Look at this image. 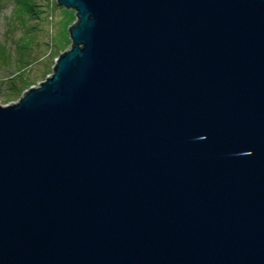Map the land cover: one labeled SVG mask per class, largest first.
Returning <instances> with one entry per match:
<instances>
[{
	"label": "water",
	"instance_id": "1",
	"mask_svg": "<svg viewBox=\"0 0 264 264\" xmlns=\"http://www.w3.org/2000/svg\"><path fill=\"white\" fill-rule=\"evenodd\" d=\"M50 76L0 105V264H264V0H56Z\"/></svg>",
	"mask_w": 264,
	"mask_h": 264
},
{
	"label": "rangeland",
	"instance_id": "2",
	"mask_svg": "<svg viewBox=\"0 0 264 264\" xmlns=\"http://www.w3.org/2000/svg\"><path fill=\"white\" fill-rule=\"evenodd\" d=\"M17 1L0 0V49L7 56L0 59V105L16 103L24 91L50 76L52 61L70 47L68 27L76 21L75 11L56 5V0H32L37 15L24 22ZM18 46L27 47L23 56ZM20 77L28 86L11 92Z\"/></svg>",
	"mask_w": 264,
	"mask_h": 264
},
{
	"label": "trees",
	"instance_id": "3",
	"mask_svg": "<svg viewBox=\"0 0 264 264\" xmlns=\"http://www.w3.org/2000/svg\"><path fill=\"white\" fill-rule=\"evenodd\" d=\"M18 4H21V5H19L18 7H17V9L19 10V11H21V13H22V15H23V19H24V22H27L28 20H30V19H32V17H34L35 15H37V11L35 12V10H34V7L36 6L35 5V3L34 2H32V0H18L17 1V5ZM55 4H56V1H55ZM56 5H58V4H56ZM69 10H71V9H69ZM76 21H77V19H76ZM76 21L72 24V25H74L75 23H76ZM71 26V25H70ZM69 26V27H70ZM32 27V26H31ZM69 27H68V29H69ZM33 28H30L29 30H28V32L29 31H31ZM22 44L20 43V46H21ZM20 46H18L19 47V49H18V53H20L19 55L20 56H23L24 54H25V48L27 49V47H25V48H23L24 50H21V47ZM70 46H71V41H70ZM59 56V55H58ZM7 56L6 55H4V52L0 49V59H3V58H6ZM10 57V56H9ZM52 63L54 64V61H52ZM52 64V65H53ZM52 65H50V66H52ZM48 71H49V69H48ZM52 71V69H50V71L49 72H51ZM20 75V74H19ZM45 78H46V76H44ZM18 84L17 85H14L13 86V88H12V91L11 92H13V93H16V92H21L22 90H23V87L24 86H28V85H26V81H25V78H19V80H18Z\"/></svg>",
	"mask_w": 264,
	"mask_h": 264
}]
</instances>
